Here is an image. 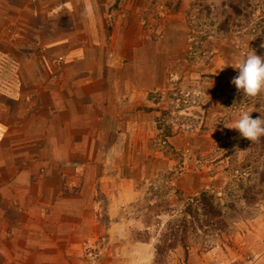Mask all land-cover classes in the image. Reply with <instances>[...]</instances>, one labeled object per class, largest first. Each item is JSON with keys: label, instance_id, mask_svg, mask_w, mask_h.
<instances>
[{"label": "crops", "instance_id": "obj_1", "mask_svg": "<svg viewBox=\"0 0 264 264\" xmlns=\"http://www.w3.org/2000/svg\"><path fill=\"white\" fill-rule=\"evenodd\" d=\"M133 2L0 0V264H81L99 230L96 187L138 197L126 188L149 166L142 145L159 128L149 94L169 65L142 44L146 6ZM184 137L171 140L193 147ZM248 224L222 263L261 246L264 214Z\"/></svg>", "mask_w": 264, "mask_h": 264}, {"label": "rangeland", "instance_id": "obj_2", "mask_svg": "<svg viewBox=\"0 0 264 264\" xmlns=\"http://www.w3.org/2000/svg\"><path fill=\"white\" fill-rule=\"evenodd\" d=\"M132 2L133 8L142 2L146 6L139 21L142 44L145 41L148 52L153 50L154 55L161 53L160 61L169 65L166 85L149 94L150 101L158 107L147 111L158 113L159 128L156 137L142 145L147 149L150 167L146 165L139 173L130 174L134 180L130 190L126 189L138 194L136 199L122 200L125 189L117 183L103 188L109 194L101 183L96 187L94 210L97 209L99 230L83 247L81 264H155V247L170 220L182 217L189 201L203 191L224 205L230 200L229 189L239 181L249 184L250 169L243 171L240 165L248 157L256 161L249 150L238 148L242 147L236 137L239 131L232 127L242 111H248L252 118L264 116V106L256 107L264 104V94L244 96L232 80L238 75L234 67L246 54L254 51L264 57V0ZM233 6L242 13L238 14ZM117 8L118 4L113 11L117 12ZM115 18L114 15L111 23ZM228 19L230 32L226 34L220 25ZM179 135H185L181 142L191 139L193 147L185 148V143L176 147L171 139ZM231 150V158H225ZM112 167L124 169L122 164ZM162 202L170 207L156 218L148 206ZM262 214L264 199L236 219L226 234L190 237L188 253L179 247L168 254L167 264H225L221 259L230 244V235ZM100 218H109L110 222L100 223ZM111 218L120 227L110 234ZM147 233L150 241L138 242V238H147ZM260 255H264V237L261 246H245L228 264H250Z\"/></svg>", "mask_w": 264, "mask_h": 264}, {"label": "trees", "instance_id": "obj_3", "mask_svg": "<svg viewBox=\"0 0 264 264\" xmlns=\"http://www.w3.org/2000/svg\"><path fill=\"white\" fill-rule=\"evenodd\" d=\"M233 9L238 14L242 13L238 7L233 6ZM220 29L226 34L230 32L229 19L221 23ZM255 46L256 44L253 45V47ZM262 106L264 104L258 103L256 105L257 109ZM256 118H259L258 114ZM236 137L242 145L238 148L249 150L250 155L256 157V161H251L248 157L240 165L243 171L250 169L247 180L249 184L246 185L244 181H239L234 189H229L227 195L230 200L224 205L217 203L216 197L206 191L194 196L185 206L183 216L170 220L166 229L163 230L161 239L155 247V264H167L166 257L168 254L179 247L184 248L187 254L188 239L190 237L226 234L232 228L236 219L244 217L264 199V136L256 141H250L238 132ZM232 155L233 151L231 150L224 157L231 158ZM163 206H165V209ZM168 207H170L168 203L162 202L148 206V210L154 212L156 218H158L164 213L163 211H168ZM150 220L151 217H148V222ZM104 222L109 223L110 219L100 218V223ZM146 235L147 238L143 240L138 238V242L148 243L151 238L148 233Z\"/></svg>", "mask_w": 264, "mask_h": 264}, {"label": "clouds", "instance_id": "obj_4", "mask_svg": "<svg viewBox=\"0 0 264 264\" xmlns=\"http://www.w3.org/2000/svg\"><path fill=\"white\" fill-rule=\"evenodd\" d=\"M234 68L238 70V75L232 80V84L242 91L244 96L255 98L264 94V57L252 51ZM232 128L237 129L242 137L256 141L264 136V117L252 118L248 111H242Z\"/></svg>", "mask_w": 264, "mask_h": 264}, {"label": "built area", "instance_id": "obj_5", "mask_svg": "<svg viewBox=\"0 0 264 264\" xmlns=\"http://www.w3.org/2000/svg\"><path fill=\"white\" fill-rule=\"evenodd\" d=\"M56 65L61 67L62 66V63L59 62V61H56ZM58 75L59 74H56L54 76L55 79H58ZM261 263H264V255L263 256H256V259H254L250 264H261Z\"/></svg>", "mask_w": 264, "mask_h": 264}]
</instances>
